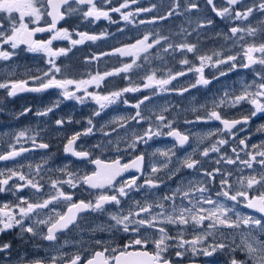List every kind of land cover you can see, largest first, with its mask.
<instances>
[{
  "label": "snow or ice",
  "instance_id": "obj_1",
  "mask_svg": "<svg viewBox=\"0 0 264 264\" xmlns=\"http://www.w3.org/2000/svg\"><path fill=\"white\" fill-rule=\"evenodd\" d=\"M112 3L113 0H0V14H6L0 16V20L8 24L5 27L0 23V61H10L23 46V51L40 56L47 65L46 69H36L35 74L27 70L25 79L12 78L13 74L9 73L7 78L0 80V90L6 93L5 97H0V103L22 93H44L55 89L63 100H75L79 104L91 101L96 106L85 118L87 126L67 136L63 144V153L74 157L83 167L69 161L48 168L54 155L49 153L40 163L28 164L27 172L23 170L25 165L0 169V193L15 197V202L0 204V233L18 228L21 239L27 235L26 242L36 238L47 241L56 253L35 259L19 256L13 261L12 244L3 242L0 243V264H180L188 256L214 258L217 255L228 257L224 264H264V140L250 144L251 121L264 117V0H251L250 4L245 0H223L224 6L220 7L215 0H206L216 17L237 22L227 33L214 34L223 37L226 43L230 42V48L221 46L201 52L199 30L212 26L214 21L199 19L193 29L197 35L196 43L188 41L192 33L183 26L178 33L170 35L149 30L109 52L85 57L87 64L110 56L130 58V62H122L119 67L106 71H90L80 79L71 78L69 69L62 67L58 58L68 56L76 46L94 43L109 33L58 27L61 21L78 15L89 23L107 20L115 24L118 22L112 14L116 13L120 21L142 26L199 11L198 0H184L183 12L180 0H171L162 15L137 20L141 13H152L158 6L151 4L129 10L130 5H138V0H121L117 6ZM256 15L261 18L253 26L250 21ZM193 22L189 16L187 23ZM238 22L248 26H240ZM38 33L49 35L47 39H37ZM174 36H179L180 42H175ZM246 37L251 38V42H246ZM55 41H66L68 46L54 47ZM237 48L239 50L234 51ZM232 51L234 54H228ZM174 53L181 54L178 63L183 70L175 71L164 60L165 55ZM189 53L194 60L188 58ZM153 59L162 61V65L151 67ZM172 59H175L174 55ZM141 60L142 64L138 62ZM256 66H259L258 71ZM209 67L217 73L211 79L205 75V69ZM238 68L251 71L252 82L242 81L238 94L235 89L225 88L222 95L213 94L210 103L199 105L204 114H197L194 120L186 119L184 123L218 121L220 127L203 135L195 134L196 147L179 156L178 150L191 144L190 135L178 130L174 126L175 120L164 115L168 107H161L156 112L155 105L152 108L147 105L161 93L175 92L183 96L190 89L207 88L214 80L226 77ZM134 69L144 73L135 81L131 78ZM189 73L194 75V82L189 81L187 86L179 88L171 87L174 81ZM117 76H122L127 84L105 91L108 80ZM142 90H149L150 94L131 103L127 94ZM62 102L58 98L49 106L37 109L35 115L47 117ZM119 104L134 109V113L114 115L97 127L96 119ZM244 104L250 107L239 117L228 118L222 111ZM0 111H3L2 107ZM191 111L196 113L198 109L194 107ZM31 112L30 107H25L15 115L20 117ZM145 112L149 114L145 115ZM54 123L58 134L62 135L59 130L65 124L81 121L69 116L56 119ZM144 123L148 125L146 128ZM246 129L248 136L241 138L239 134ZM118 130L124 134L119 135ZM255 131L264 134V123ZM97 132L102 136L101 141L87 148L80 143L83 137H91ZM113 135L115 141L111 138ZM162 136L173 138V145L152 152L141 151L138 147L141 144L148 146L149 141ZM209 138H214L213 142L201 150L200 145ZM234 141L238 143L234 144ZM26 142H30L31 147H25ZM0 143H6L5 150L0 151V161H15L29 151L50 149V144L40 139V132L31 127L17 131L11 142L0 140ZM230 144L233 146L227 151ZM96 152L100 154L95 155ZM107 152L114 153L115 158H102ZM125 156L128 157L126 162ZM156 157L162 160L158 162ZM209 161L215 165L211 170L205 167ZM89 165L91 171L87 170ZM185 170H191L192 176H186ZM53 172L58 174L55 178L48 176L45 179L46 173ZM170 182H174L175 187H166L165 193L159 194L160 186ZM25 189L32 190L30 197L21 195ZM84 192L87 199L76 198L78 193ZM134 192L142 193V198L134 199ZM241 206L251 212L241 211ZM90 214L104 215L106 221L87 231L108 233L111 239L85 241L81 235L78 241L66 238L60 243L61 235L73 229L83 234L85 229L81 222ZM119 233L128 234L127 242H117ZM73 243L77 245L75 252L63 251L65 246ZM237 252H243L245 260H238Z\"/></svg>",
  "mask_w": 264,
  "mask_h": 264
},
{
  "label": "flooded vegetation",
  "instance_id": "obj_2",
  "mask_svg": "<svg viewBox=\"0 0 264 264\" xmlns=\"http://www.w3.org/2000/svg\"><path fill=\"white\" fill-rule=\"evenodd\" d=\"M121 2V0H113L112 6H117L118 3ZM181 2V12H183V5L184 0H180ZM218 7L224 6L223 0H215ZM199 3V11L192 12L187 15H178V16H172L166 21L158 22L155 25H130L126 24L123 21L119 20V14L113 13L112 17L114 20H116L118 23L112 24L109 23L107 20H100L96 21L95 23H89L87 21H83L82 18L78 15H74L72 17L67 18L65 21H61L58 24V27H66L70 30L72 28H76L79 31H87L89 33H99L102 30H106L109 35L101 40H98L96 42H86L84 45H79L73 48L72 52L66 56V57H59L58 63L64 67L67 66L69 69L68 75L71 78L80 79L83 76H85L88 72H95L97 70L99 71H106L110 70L114 67H119L122 62H130V58H120L117 56H110V57H104L98 62H92L90 64L85 63V57H88L94 53H102V52H109L115 47H119L124 43H130L133 41L134 38H138V36L143 35L144 32L152 30L156 31L159 30L163 35H170L171 33H178L181 26H183L185 29H187L189 32L192 33L191 36L188 37V41L192 43L197 42V35L195 32H193V29H195L196 24L195 22L199 19H212L214 21V24L212 26H208L205 29L199 30L201 33L200 36V51L201 52H208L212 49H219L221 46H224L225 48H230L231 43L225 42L223 37H215L216 32H223L227 33L228 29L231 26H234L237 22H229L222 20L219 17L215 16V13L211 11V6L206 4V0H198ZM246 4H250L251 0H245ZM151 4H156L158 7L156 10H154L152 13H141L139 17H137V20L140 19H150L151 16L154 15H162L170 6L171 0H138V5H130L129 10H133L135 7H147ZM6 14H0V16H4ZM191 17V19L194 21L191 25L187 23V19ZM258 15L253 16L251 18V24L255 26L256 20L260 19ZM0 23H3L5 27L8 26L7 21L0 20ZM240 23V26L247 27L248 24L244 22H238ZM118 29H124V31H118ZM47 33H38L36 38L37 39H47L48 38ZM75 38V37H74ZM173 40L175 42H180L179 36H174ZM246 42H251V38L246 37ZM257 42H259V37H257ZM68 44L66 41H55L54 47H67ZM239 49H235L234 51H238ZM234 51L229 52L228 54H234ZM153 57L155 56V51L152 53ZM172 55L175 56V59H172ZM188 58L190 60H194L195 58L192 56V54H187ZM182 56L180 53H174V54H168L164 56V60L167 61L168 67L173 68L175 71L183 70V67L179 65L178 61L181 59ZM139 63H143V61H138ZM162 65V61L153 59L151 67H160ZM47 65L45 64L44 60L32 53H28L26 51H23V46H21L20 50H17V54L15 57H13L10 61H0V80H3L9 76V73L13 74L12 78L15 79H25L26 78V71L31 70L33 74H35L36 69L38 68H45ZM221 70H224L221 68ZM256 70H259V66H256ZM216 70L213 68H206L205 69V75L211 79L212 76L216 75ZM144 75V73L140 69H134L131 73V78L135 81L140 76ZM194 75L192 73H189L185 77L179 78L177 81H174L171 87L179 88L178 85L180 81L187 80V83L189 81L194 82ZM253 80V73L247 69H240L238 68L235 72H230L226 77H220L218 80H214L210 86L207 88H197V89H190L188 93L184 94L183 96L177 95L175 92H169V93H161L151 100L150 107L154 103H162L166 101H181V98L187 97V100L182 101H188L191 102L193 98H196L197 101H200L199 105L205 104L206 102L210 103V101L213 98V94H215L217 97L222 95L225 91V88L228 90L235 89L236 93H239L241 82H248L251 83ZM187 83L183 86H187ZM127 84V81L123 79L122 76H117L110 78L108 80V84L105 87V91H110L115 88H121L124 87ZM95 90V89H90ZM149 90H142L141 93H129L127 94V98L130 99L131 103H135L137 99H140L142 95H149ZM6 93L3 90H0V97H5ZM61 99L63 102L60 104L59 108L54 109L52 113H50L47 117H37L35 115V112L37 109H42L45 106H49L52 102L56 101L57 99ZM194 99V101L196 102ZM172 106V105H171ZM186 106V105H184ZM183 106V107H184ZM0 107L3 108V111H0V140L4 142H11V137L19 130L31 127L34 130H38L40 132V139L43 142L50 144V149L48 150H32L25 154H23L22 157L17 158L15 161H0V169L4 168H13V167H19V165H25L24 171L27 172V165L32 164L33 166L37 163L41 162V158L49 153L54 154L53 158L49 161L47 167L48 168H55L62 164L69 163V161H72L74 164H78L79 162L76 161L74 157H71L70 155H66L63 153V144L66 142V137L71 135L74 131H79L87 126L85 118L91 115V112L95 109V105L91 101H86L85 104H79L75 100H63L62 97H59L58 90L51 89L44 93H22L18 95L17 97L13 98H6L4 99L3 103H0ZM25 107H30L32 109V112L29 114H26L24 116L17 117L15 113L20 112ZM114 110H105L106 115L102 114L100 118L96 119L97 127H99V123H102L104 120H107L108 118L119 115L120 113L128 114V113H134V109L127 107L123 104L112 106ZM249 105L244 104L242 107L238 106L235 109H228L223 108V113L228 118H234L239 117L241 114H246L247 110L249 109ZM168 111L164 113L166 117L170 120H175L174 126L180 130L181 132H184L186 134L190 135V138L192 140L190 145H185L184 149L178 150V155L183 156L185 151H191L193 147H196V141H195V134L203 135L209 130H215L217 127H220L218 121H209V122H201L196 123L192 125H187L184 123V121L187 120H194L195 116L197 114L203 115V110H198L196 113H187L182 110V108L177 110V108L168 107ZM156 112H159L155 110ZM148 112H145V115H148ZM176 114L174 117H170L169 115ZM71 116L74 120H79L81 123L79 124H65V126L59 130L58 134L57 126H55V120L59 118H67ZM264 123V117L260 119L253 118V120L250 123V129L253 133L250 144L259 143L261 140H264V134L257 133L255 131L256 127ZM148 125L146 123L143 124V127L146 128ZM132 127H139L137 125H132ZM108 130V129H106ZM119 131V130H118ZM166 131V130H165ZM249 132L246 129L243 133H240V137L243 138L244 136H248ZM113 141H115V135L111 137ZM102 136L99 132L95 133L91 137H83L80 141L81 144L84 145L85 148H87L91 144H95L98 141H101ZM214 138H209L204 141L203 144L200 145V149L202 150L203 147L210 146V144L213 142ZM174 143L173 138L162 136V137H156L153 141H149V145L145 146L143 144L138 145L141 151H147L152 152L156 148H165V147H171ZM238 143V141L233 142ZM25 147H31L30 142H26ZM233 145L230 144L228 146L227 151H230V148ZM121 148H123V144L120 145ZM6 143H0V151L5 150ZM99 152H96L95 155H99ZM139 154V153H136ZM102 158L104 159H114L115 155L112 152L105 153ZM199 158V157H197ZM214 158V154L213 157ZM125 162L127 161L128 157L125 156ZM158 162L162 160L160 157L155 158ZM211 159V158H210ZM80 167H83V165H79ZM215 166L213 163L206 162L205 167H207L209 170H211V167ZM231 167V166H229ZM88 171L92 170V166L89 165L87 167ZM184 174L188 177L192 176L191 170H185ZM247 174V173H245ZM58 175L57 173H46L45 179H47L48 176H52L55 178V176ZM127 176V174H125ZM142 183V180H141ZM166 187H175L174 182H170L168 185H161L160 188L157 190L159 194L163 195L165 193ZM47 190V189H46ZM31 189H25L21 192V195L24 196H31ZM142 193H132V197L134 199H141ZM77 199H87V193H78ZM15 202V197H13L10 193H0V204H3L5 202ZM128 204H125V209H127ZM242 207V206H241ZM114 210V209H110ZM242 211L244 212H251L249 209H245L242 207ZM255 214V213H253ZM106 221V216L99 215V214H90L84 218V221L81 222L82 227L85 229V232L83 234H80L78 230L73 229L71 232L67 233L66 235H61L60 237V243H63L64 239H69L70 241H78L81 239V235L83 236V239L85 241L89 240L90 238H96V239H108V237L111 239L110 235L108 233H100L96 232L95 235H92L90 238H85L86 230L90 228L91 226H94L96 224L102 223ZM173 231H175L173 229ZM19 229H13L7 233H0V243L3 242H10L12 244L11 249V256L12 260L16 261L19 256H26L28 259H35V258H41V257H50L53 254H56L52 247L49 245V242L47 241H41L39 238H36L32 240L31 242L28 241V236L25 235L23 239H21L18 236ZM189 233H191V229H189ZM128 234L125 233H119L117 234V242L118 243H125L127 242ZM211 241V238H209ZM34 245H40L39 248L34 247ZM58 247V245L56 246ZM85 247H87V244H85ZM77 250V245L70 244L68 246H65L63 251L71 254ZM174 257V253L172 254ZM241 260H245L244 254L240 253ZM227 257L223 255H217L214 258H204L203 256L200 257H185L183 261L180 262V264H191L193 260L196 261V264H223V259H226Z\"/></svg>",
  "mask_w": 264,
  "mask_h": 264
},
{
  "label": "rangeland",
  "instance_id": "obj_3",
  "mask_svg": "<svg viewBox=\"0 0 264 264\" xmlns=\"http://www.w3.org/2000/svg\"><path fill=\"white\" fill-rule=\"evenodd\" d=\"M187 83V80H183V81H180V83H179V85H178V87H181V86H183V85H185ZM194 99L196 100V98H193V99H191L192 101L191 102H188V101H182V100H187V97L185 96L184 98L182 97L181 98V101L180 102H178V101H171V102H169V101H166V102H162V103H154L151 107H150V104H148L147 106L149 107V108H152L154 105L156 106L155 107V110H157V111H160V108L161 107H170V108H173V107H175V108H177V110H179L180 111V109L182 108V110L184 111V112H187V113H193L194 114V112H192L191 111V109L192 108H197L198 110H200L199 109V103H200V101H197L196 100V102L194 101ZM172 105V106H171ZM184 105H186V106H184ZM184 106V107H183ZM119 115H124V113H120ZM170 117H174V116H176V114H171V115H169ZM124 133L122 132V131H119V135H123ZM240 210L242 211V207H240ZM95 226V225H94ZM94 226H91L90 228H92V227H94ZM90 228H88V229H90ZM92 235H95V233L93 234V233H91V232H89V231H87L86 230V235H85V238H90ZM90 239H92V238H90ZM96 239V238H95ZM108 239H110L109 237H108ZM237 243H239V239L237 238ZM240 253H242V254H244L243 252H237L235 255H236V258L238 259V260H241L240 259V257H241V255H240ZM220 256V255H219ZM244 258H245V254H244ZM226 259H228V257L226 258ZM226 259H223V264H224V261L226 260Z\"/></svg>",
  "mask_w": 264,
  "mask_h": 264
}]
</instances>
